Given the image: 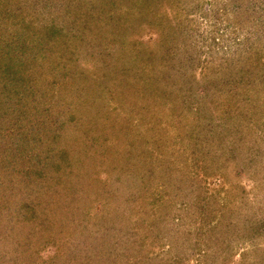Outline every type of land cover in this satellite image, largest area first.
<instances>
[{
    "label": "rangeland",
    "instance_id": "1",
    "mask_svg": "<svg viewBox=\"0 0 264 264\" xmlns=\"http://www.w3.org/2000/svg\"><path fill=\"white\" fill-rule=\"evenodd\" d=\"M0 264H264V0H0Z\"/></svg>",
    "mask_w": 264,
    "mask_h": 264
}]
</instances>
